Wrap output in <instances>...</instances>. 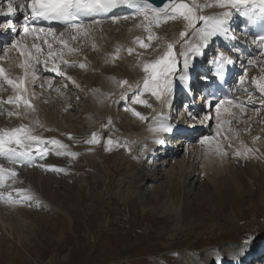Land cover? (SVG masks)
Instances as JSON below:
<instances>
[{"label":"rangeland","instance_id":"1","mask_svg":"<svg viewBox=\"0 0 264 264\" xmlns=\"http://www.w3.org/2000/svg\"><path fill=\"white\" fill-rule=\"evenodd\" d=\"M104 27L107 28V25L101 28ZM103 31L102 36L98 33L86 40L96 42L93 46L84 42L82 50L88 59L99 54L102 43L103 46L105 42L111 43L108 30ZM119 31L109 32V36L116 38L121 35ZM100 38L101 43L98 41ZM139 41L136 50L152 51L147 44H144L145 47L141 44L142 40ZM9 43H4L3 53ZM69 48L72 49V46L69 45ZM30 50L33 51L32 48ZM139 52H131L133 55L118 60L114 66L107 67L109 69L101 66L106 73L121 81L114 94L109 93L110 87L105 85L107 98L105 96L102 111L105 115H95L89 101L79 97L72 87H67L74 97L66 115L67 124L73 130L50 136L62 149L60 160L64 162L63 168L58 166L47 170L33 165L21 166L43 179L39 178L41 181L34 188L32 181L14 183L19 189L27 191L30 199L19 200L18 205L0 201V264H199L207 252L222 254L228 248L239 250L259 244L260 240L264 242L263 166L259 168L258 164L226 154L227 161L222 160L219 167L227 172L216 175L208 170L204 175L205 172L200 170L204 153L196 159L194 152L190 151L184 165L190 168L181 173L176 168L172 174L173 162L163 167L157 166L159 161L150 164L152 157L155 161L156 150L154 155L151 152L142 156L138 152L139 148L132 141L134 134L129 133L139 131L141 117L150 115L146 110L152 107H146L149 102L146 100L153 96H148L150 92L146 93L142 86L149 71L137 64ZM131 56H134V61ZM74 60L72 68L67 70H73L77 76L82 74L91 88L98 87L97 80L100 78L94 76L95 72L91 70L98 64L90 65L84 71L85 67L78 69L76 66L79 59ZM130 63H133L132 66ZM135 66L139 67V73L134 72ZM42 83L40 87L49 91L50 88L46 89ZM133 84L135 86L125 108L118 101ZM141 99L144 103L136 102ZM54 103L50 101L46 107ZM170 109L174 115L173 107ZM261 112L248 128L244 120L245 125L239 126L244 131L250 128L259 130ZM86 113L91 127L84 121ZM136 120L139 123H134ZM63 128L67 130L66 126ZM94 135L96 142L89 143ZM197 140L190 144L196 147ZM224 145L228 150L230 145ZM30 147L33 146L25 145L26 149ZM179 150L174 157L177 161L187 156V144ZM191 158L194 159L189 160ZM11 172L4 177L12 178ZM139 181L142 185L137 184ZM2 184L6 186L4 180ZM40 186H45V189Z\"/></svg>","mask_w":264,"mask_h":264},{"label":"bare ground","instance_id":"2","mask_svg":"<svg viewBox=\"0 0 264 264\" xmlns=\"http://www.w3.org/2000/svg\"><path fill=\"white\" fill-rule=\"evenodd\" d=\"M8 2L9 0H0V11L7 10ZM29 2L30 0H26L24 4L27 5ZM178 3H185L189 7L193 8L195 16L203 15L213 18H223L221 16L222 13H230V16L225 19V23L222 25V27L226 30L230 28L229 25L232 21L234 23L235 19L242 17V13L245 10H248L251 4L250 0H247L246 3L239 4L238 6L228 5L220 7L217 5V0H173L161 8H166V11L154 12V8L151 7L150 9V6L147 3L138 2L139 5H144L147 13L146 15L141 14V12L138 14L120 15L121 17L129 18L116 19V17H113L106 20L109 22L92 21L77 29H52L51 34H49L46 29H43L44 31L41 32V28H38V36L43 37L42 39L32 36L30 31L26 33L23 29L16 25L19 15L25 12V9L21 11L19 7L20 0H16L14 5L16 7V14L14 16L0 15V20L4 17L13 18V25L17 32V37L11 40V43L6 46L4 53L0 56V68L4 69L3 75H0V119L2 120V122L0 121V130L11 131L12 128L18 129L23 126L30 135L38 138L35 141L24 142V148L26 144H31L33 147L39 149V151H37V149L35 150L36 152L33 154L35 158L31 156V153L28 157H23L21 159L23 160V163L40 161L35 164V166L41 169L51 170L53 168H57L58 166L63 168L64 162L60 160L62 159L60 157L62 149L59 144L53 143L54 140L50 136L63 135L65 131L69 132L73 130V127L67 124L69 122L66 117L70 101H74V97L68 91V86L72 87L75 92L78 93L79 97L85 98L87 99L86 101H89V105L91 110H94L92 111L94 114L105 115V112H102L106 96L105 94L107 92L105 85L110 87V91L108 92H113L114 94V92H116L119 88L121 81L115 79L113 75L106 73L102 67L105 69L107 67L110 68L112 65L114 66L118 60L124 59L127 55H133V53H131L133 51H140L139 54H137L139 62H136L137 64L152 67L158 59L164 56V54L168 51L169 44H171L172 55L169 57V61L173 64V71L168 74V80L170 81V91L168 94L161 95V98L158 100L156 96L152 94L151 88L146 89L144 83L142 85L146 93L150 92L148 96H153L150 97V100H146L147 102L149 101L146 103V107H152L151 109L146 108V112H148L147 114L150 115L148 117L141 118L142 124H139V131L136 133H129L134 134L132 141L133 144L139 148L138 152L140 151L142 156L143 153L150 155L152 150L157 147L158 149L155 154V161H159L157 166L163 167L164 165L166 166L173 162L174 164L171 166L172 170L170 171L172 174L175 173L176 168L179 173L188 169L189 166L186 167L184 165L186 164V158H189L188 153L190 151L194 152L193 155L196 156V159L203 153V155L206 156L201 158L202 161L200 163V170L201 173L205 172L204 175L208 170L214 171L216 175L218 173L224 174L227 172L226 170H221L222 166L219 167L222 160L223 162L227 161V157H225L227 155L232 158L239 157V159H245L248 163L253 162L258 164L259 168L261 166L264 167V92L261 91L260 87L261 85H264V44L253 47V56H245L244 50L240 52L238 51V59L241 60V63H238L237 70H241V72L239 73L238 78L236 77L237 80L234 82L235 84L233 83V89L236 93L233 95L231 101L220 102L217 104L219 107H217V105L209 107L208 104H201L197 109L196 114L193 111H187L185 113L183 109L180 110L182 114L179 116H176V112L175 116H171L168 113V109L172 105L170 101L168 102L170 97L177 96V100L175 99L174 104H180V91H184L186 85L183 79L191 72L196 61L197 54L191 49L193 47H199V51L205 50L208 57L210 55H212V57H216L217 55L211 54L210 48L212 47L209 46L206 48V44H215L217 38L222 36L225 32H217L216 35L209 37L206 42L202 41L199 38L198 30L205 28V22L194 20L193 26L189 27L188 21H186L179 14H175V18H168L172 16V7ZM151 18L154 19V22L148 21ZM6 24L7 22L5 19L0 21V30H4V32L9 31L10 28H6ZM105 25H107V28H101ZM161 26H163V28H161ZM105 29L108 30V35H106L109 39L111 38V43L107 44V42H105V46H103L104 43H102L101 48H99L101 50L99 51L98 49L99 54L97 56L92 54L93 57L88 59V56L82 50L84 42H87L88 44L90 43L93 46L96 42H93V40H86L94 34H101ZM116 30H120L119 33H121V35L116 38H113L111 35L110 37L109 32H115ZM182 32L185 33L184 36H181ZM25 39L39 40L35 44L34 52L30 50L32 47H30V44L28 45L27 42H25ZM99 40H101V38L98 39V41ZM139 40H142L141 44L143 46L144 44L145 46L147 44L149 49L152 51H148V49L140 50L138 49L140 47L136 50V45H138ZM228 40L229 39L226 41ZM4 41L8 40L5 39ZM14 42L16 47H13ZM0 44L1 46H5L3 41H0ZM49 44L51 45V48H49ZM230 44L234 51H237L239 48V40L237 38H233L231 39ZM69 45L72 46V49L69 48ZM223 54H225V52L220 55L223 56ZM145 56L149 59H145L146 63H143V61H145L144 58H146ZM74 58L79 59L76 62V66L79 67L78 69H83L85 67L84 71L90 68V65H95V63L98 64L94 67L92 66L91 69L95 72H93L95 74L94 76L98 77V79L100 78L97 80V82L99 81L97 84H100L98 87L91 88V86H88L85 81L86 77L83 78L82 74L77 76L73 70L72 72L67 70L69 63H75ZM130 58L133 61L135 60L134 56H131ZM210 59L214 60V58ZM185 62H187V67H185ZM35 64L42 65V68L39 66L37 67ZM82 64L84 65L83 67L81 66ZM139 67H134L135 73L140 72ZM161 67L162 65H157V70L159 71ZM43 73L47 75L44 77L41 75ZM147 74L148 76L145 77L151 84V69ZM5 77H7V79ZM145 77L143 80H145ZM8 79H11L16 83H20L22 81V87L19 89L14 87V85L7 82ZM162 79L163 77H161V80ZM39 80L42 81L40 82ZM42 82L44 83L43 86H45L46 89L47 87L50 88L49 91L40 87ZM134 84L137 83L135 82ZM134 84L132 87H129L128 89L126 88L127 90L121 94V98L118 101L120 105L123 104L125 108L129 103V95L134 89ZM240 90L241 92H239ZM251 91H253V93ZM17 96L20 97L19 100L16 99ZM51 96L55 98V101L50 99L52 98ZM25 100L31 105V107H28L24 103ZM50 101L53 103L55 102L53 105H55L54 107H56L57 111L53 108V105L46 107L47 103ZM184 105H188L187 101L182 103V106ZM113 107L115 106L113 105ZM112 111L114 112L115 110ZM259 111H262V115L258 118V122L261 125L260 129L256 130L257 128L252 129L249 127L250 130L244 131V129L239 125H245L243 122L244 120L246 122L245 126L248 128L251 121L255 122V117H257L256 115H258ZM146 112H144V114ZM87 113L84 121L91 127L89 122L90 119L88 117L89 113ZM83 117H85V115H83ZM138 120H140V118ZM138 120L134 123H139ZM184 120L185 123L181 122ZM63 126H66L67 130H64ZM165 127L170 128V130H161ZM186 130H189L191 135L188 134L187 137L182 136ZM204 133L205 135L203 136ZM178 135L182 136V139L180 137L176 139L173 138ZM192 137H194V140L196 138L198 139L196 147L190 144V141L193 139ZM169 138H173V141L167 143L166 141H169ZM186 144L187 156H184V158L180 161L175 160L176 158L174 157L178 153V150H182V146ZM224 144H227V147L230 145L229 148L231 147L232 149L228 148V150H226ZM5 147H12L18 151V148H20L21 145L13 143L8 144ZM28 149L25 148V150ZM129 149H131V147ZM78 151H81V149ZM237 153H239V155ZM193 155L191 153V156ZM193 159L194 158H191L189 160ZM224 164L226 165V163ZM22 166L29 167L30 165L24 164ZM0 167L4 169V172L2 173L3 177L4 174L9 173L10 171H14L16 173L15 176L9 178L10 181L8 184L12 183L10 186L0 188V198H5L9 201L11 198L14 201H19L22 199L27 200L31 197L27 191H23L14 185L15 182L23 183V181H32V188H34L36 183L41 181V178L43 179L42 176L30 173L29 168L24 169L21 167L19 169L16 166L10 168L8 163L5 161L0 160ZM252 169H254V167ZM170 173L167 172L168 176L171 177ZM137 184L142 185L141 181L137 182ZM20 187L26 190L23 185ZM40 187L45 189V186ZM261 241L262 240L259 242ZM255 245L256 244L241 249L239 248V250L236 248H228L226 249V252H223L222 254L207 252L206 257L199 264H211V262L215 261L217 257L222 259L221 264L238 263L241 260H245L250 257L249 252L251 248L255 247ZM257 259L264 260V253L259 255ZM191 264L198 263L195 262Z\"/></svg>","mask_w":264,"mask_h":264},{"label":"snow or ice","instance_id":"3","mask_svg":"<svg viewBox=\"0 0 264 264\" xmlns=\"http://www.w3.org/2000/svg\"><path fill=\"white\" fill-rule=\"evenodd\" d=\"M121 2L127 3L129 6L137 7L138 0H121ZM247 0H217V5L220 7H225L228 5H239L242 3H246ZM16 0H9L7 4L6 11H0V15L5 16H14L16 14V7L14 6ZM261 3H264V0H261ZM117 6L116 0H30V2L26 5L27 8L31 9L32 16L35 18L37 16L43 17L44 19L50 20H59L67 23L70 28L77 29L79 25L75 23L77 17L80 16H92L94 14H101L107 13L111 11L113 8ZM21 11L25 9V4L20 3L19 5ZM167 7V6H166ZM154 12L166 11L165 9H153ZM141 14H147L144 9H141ZM175 14H179L182 16L186 21H188V26H193L194 20H199L205 22V28H201L198 30L199 38L202 41H207V39L213 35H216L217 32L226 31L222 27L225 23V19L230 16V13L225 12L222 13L220 17H207V16H195L193 12V8L189 7L185 3H178L172 7V16L168 18H175ZM243 14V13H242ZM27 20V17H25ZM13 26L12 21L8 20L7 24L5 25L6 28H11ZM24 31L27 33L29 32V28L25 27ZM33 32L36 29H32ZM43 32V29H40ZM51 29L48 30L49 34H51ZM185 33L182 32L181 36H184ZM264 40V38H262ZM13 47H16L15 42L13 43ZM35 47V45H33ZM49 48L51 45L49 44ZM196 54H199V47H193L191 49ZM51 54V53H50ZM172 55V45L169 44L168 51L164 54L163 57L158 59L154 65L151 67V80L152 83L150 84L149 81L146 79L144 81V86L146 89L151 88L152 94L156 96L159 100L161 95H167L170 91V81L168 80V74L173 71V64L169 61V57ZM220 60V67L223 68L226 63H231L228 58L221 56ZM251 63V62H250ZM157 65H162V67L157 70ZM23 66V65H21ZM83 67V65H81ZM185 67H187V62H185ZM145 71H149V66L145 65ZM4 69L0 68V75H3ZM161 77L163 79L161 80ZM7 79V77H5ZM7 82L11 85H14L16 88L22 87V81L20 83H16L11 79H8ZM261 91L264 92V85H261ZM17 100L20 99L19 96L16 97ZM136 102L144 103V101L137 100ZM24 103L31 107L30 104L25 100ZM219 107V105H217ZM139 115V113H134ZM11 115V113H10ZM143 118V117H141ZM163 131H169L170 128H162ZM37 137H34L29 134V132L21 126L18 129H12L11 131L8 130H0V155L6 156L10 162H15L16 157H28L31 153V149L25 150L23 144L25 141L31 142L37 140ZM207 139V138H206ZM96 142L95 135L93 136L92 140L89 143ZM17 144L21 145L20 150L17 151L15 148L12 147H5L8 144ZM53 143H57L53 141ZM39 151V149H37ZM239 155V153H237ZM4 169L0 167V180L3 179L2 173ZM12 176H15L16 173L14 171L11 172ZM247 243V241H246Z\"/></svg>","mask_w":264,"mask_h":264},{"label":"water","instance_id":"4","mask_svg":"<svg viewBox=\"0 0 264 264\" xmlns=\"http://www.w3.org/2000/svg\"><path fill=\"white\" fill-rule=\"evenodd\" d=\"M150 1H152L156 5H162L167 0H150Z\"/></svg>","mask_w":264,"mask_h":264}]
</instances>
